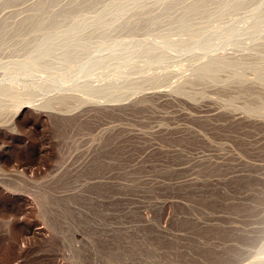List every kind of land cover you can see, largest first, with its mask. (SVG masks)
Returning a JSON list of instances; mask_svg holds the SVG:
<instances>
[{"label":"rangeland","instance_id":"rangeland-1","mask_svg":"<svg viewBox=\"0 0 264 264\" xmlns=\"http://www.w3.org/2000/svg\"><path fill=\"white\" fill-rule=\"evenodd\" d=\"M6 1L0 83L29 71L6 82L36 105L0 102V264H264V0L189 28L160 0Z\"/></svg>","mask_w":264,"mask_h":264},{"label":"bare ground","instance_id":"bare-ground-1","mask_svg":"<svg viewBox=\"0 0 264 264\" xmlns=\"http://www.w3.org/2000/svg\"><path fill=\"white\" fill-rule=\"evenodd\" d=\"M4 1H6V0H4ZM15 1H18V0H10V1H6L5 3H4V5H6L7 4V2L10 4L9 6H11V5H13V4H16L17 2H15ZM21 1H23V2H21ZM20 2L21 3H25V0H21ZM43 1V0H42ZM45 1V0H44ZM52 1V3L50 4V3H46V1L43 3V2H41V4L40 5H38V3H37V5H36V7H38L39 6V8L38 9H35V11L36 10H38L39 11V13L40 12H44L46 9H48L49 7H54V8H56L55 7V4H53V3H56L57 2V7L59 6V2L60 1H62V0H50V2ZM54 1V2H53ZM109 1L110 0H108L107 1V3L106 4H109ZM235 0H160V2H159V4H160V7H162V9H164L163 10V14H164V17L166 18V19H168V20H170V19H175L179 24H181V26L182 27H185V28H189V25H190V23H191V18H190V16L191 15H196V16H200L201 18V20L203 21V20H206L207 18H212V17H216V16H218V14H220V13H223V12H225V8H226V10H228L227 9V7H229V6H231V4L234 2ZM238 2H243L244 0H237ZM14 2V3H13ZM27 2V1H26ZM62 2H64V1H62ZM85 2V4H83ZM83 2V0L81 1V0H74V1H69V3H72V5H73V8L72 9H75V8H78V7H81V6H83V7H85L87 10H86V13H84L83 14V16L82 17H84L85 19L88 17L89 19L91 18L90 16L91 15H93L92 13H91V9H94V8H97V7H99V6H104V7H106L107 5H105V2H106V0H89V1H84ZM149 2V0H113V2L111 3V4H109L108 5V8H126L128 11L129 10H131V8H137V7H143V6H148L150 3H148ZM218 2H222L224 5H223V7H222V9L219 11V12H217L216 14H214V15H211V14H213V13H211V14H207V13H209V10H208V12H206V10H207V8L210 6V4H216V3H218ZM13 3V4H12ZM68 3V2H67ZM49 4H50V6H49ZM104 4V5H103ZM221 4V3H220ZM7 6H8V4H7ZM23 6V5H22ZM101 6V7H102ZM35 7V8H36ZM43 8H44V11H41V10H43ZM53 8V9H54ZM70 8H71V6H70ZM264 8V4H260L259 5V8H258V12H261L262 11V9ZM52 9V8H51ZM71 9V10H72ZM105 9H107V8H105ZM34 10V9H33ZM49 10H50V8H49ZM223 10V11H222ZM37 11V12H38ZM52 11V10H51ZM55 11V10H54ZM128 11H126L125 10V12H121L124 16H125V14H126V12H128ZM180 11H182V13H180ZM37 12H35V13H37ZM212 12H214V11H212ZM46 13V12H45ZM52 13H54V12H52ZM46 14H48V13H46ZM62 14H64V12L62 13ZM66 14H67V12H66ZM39 14H36V16L37 17H41V16H38ZM43 15H44V13H43ZM42 15V16H43ZM48 15H50V14H48ZM55 15H58V13H55ZM68 15H70V14H68ZM20 16V15H19ZM18 16V17H19ZM30 17H31V19L34 17V15H29ZM53 16V15H52ZM58 16H60L61 17V15H58ZM100 16H102L101 14H100ZM149 16V15H148ZM28 17V16H27ZM27 17H26V20H28L27 19ZM59 17V18H60ZM34 18H36V17H34ZM56 18V17H55ZM69 18H71V20H75V19H77L78 18V16H69ZM87 18V19H88ZM93 18H95V17H93ZM97 18V20H100V19H102V18H100L99 17V15H98V17H96ZM121 18V17H120ZM146 18V17H145ZM31 19H29V20H31ZM132 19V18H131ZM23 20H25V18L23 19ZM22 20V21H23ZM93 20V19H92ZM95 20V19H94ZM20 22V23H23V22ZM116 21H118V18L115 20V22ZM39 22V21H38ZM137 22H139V20L137 21ZM164 25V24H163ZM192 25V24H191ZM15 27H17V26H15ZM20 31V29L18 30V32ZM39 32H40V30H38ZM226 31V29L225 28H223V27H221L219 30H218V32L219 33H223V34H225L226 35V38H228V37H230L229 36V34H230V32L228 31V32H225ZM14 32V31H13ZM14 34V33H13ZM6 36V35H5ZM12 36H14V35H12ZM54 36V35H53ZM10 42V41H9ZM177 43H181V44H183L184 42H183V40H180V41H178ZM11 44V43H10ZM70 49V48H69ZM37 53H39L38 51H37ZM34 54V53H33ZM35 56L32 58L31 56H29L30 58H28V59H26V61H24L23 63L24 64H27V66L28 67H33V68H35L38 64H37V62L35 61V57L38 55V54H34ZM44 65V64H43ZM211 65H213V62H210V66L209 67H205V66H201L200 65V67L198 68V69H202V71H204V70H206V69H212L213 67L211 66ZM259 67V66H258ZM41 68V67H40ZM223 68V67H222ZM263 68V67H262ZM24 69V68H23ZM264 70V69H263ZM7 72V71H6ZM256 72H258L259 74H262L261 72H262V70H261V68H258L257 70H256ZM40 73V72H39ZM213 73H215V71L213 72ZM7 75V77L5 78V80H3L1 83H0V102H2V101H4L3 99L4 98H9V99H12L13 101H14V107H17L19 110H16V112L17 113H19V111H21L22 110V108H23V106L25 105V104H35V102L36 101H34V100H32V99H30L28 96V94H26L25 93V91H26V89H29V87L27 86V83H24L25 85L23 86V87H20L19 85H17V86H9L10 84L9 83H7L6 81L8 80H10L11 81V79L14 77V76H19V78H20V82H22L23 81V79H25L24 77H28V76H30V72L29 71H19L18 72V74H17V72H14V70L12 71V69L11 70H8V74H6ZM118 75V74H117ZM238 75V74H237ZM157 76H160V75H157ZM16 77H14V78H16ZM117 77V76H116ZM116 80H117V78H115ZM104 80V79H103ZM6 82V83H5ZM20 84V83H19ZM22 84H23V82H22ZM96 88H99V87H96ZM92 89H94V88H92ZM80 90V89H79ZM108 92H109V94H114L115 93V91L113 90V89H110V90H107ZM142 92V88L141 87H135L134 89H132V94H138V93H141ZM32 95V94H31ZM90 96H93V95H90ZM32 97V96H31ZM69 97H71V96H66L65 94L64 95H62L61 96V98L60 97H56V98H54V100H53V102H52V100H47V101H44L43 103H40V104H38L37 105V107H39V108H43V109H48V110H51V111H58V109L56 108V105L58 104L57 102L59 101V104H60V100H62V99H64V100H66V99H68ZM74 97V96H73ZM92 98H94V97H92ZM96 98V97H95ZM72 99V98H71ZM82 100L79 102V104L75 107V108H73V109H71V110H69L68 112L69 113H73V112H75V111H78V110H81V108H83V107H85L86 106V104H87V102H91V100L90 99H84V97L83 98H81ZM38 102V101H37ZM97 102V101H96ZM92 103V102H91ZM94 103V102H93ZM100 103V102H99ZM98 103V104H99ZM97 104V103H96ZM97 104V105H98ZM36 105V104H35ZM88 105V104H87ZM100 105V104H99ZM263 105H264V103H263ZM262 108H263V106H262ZM16 113V114H17ZM45 114V113H44ZM47 114V113H46ZM75 116H76V114H75ZM13 129V128H12ZM83 183V182H82ZM81 198V197H80ZM261 260H264L263 258H261Z\"/></svg>","mask_w":264,"mask_h":264}]
</instances>
